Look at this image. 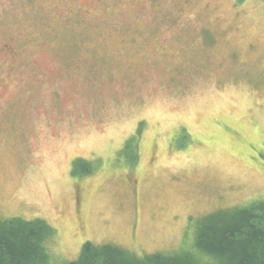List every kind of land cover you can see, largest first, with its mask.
Listing matches in <instances>:
<instances>
[{
	"label": "rangeland",
	"instance_id": "374dc122",
	"mask_svg": "<svg viewBox=\"0 0 264 264\" xmlns=\"http://www.w3.org/2000/svg\"><path fill=\"white\" fill-rule=\"evenodd\" d=\"M264 202V0H0V219L199 251Z\"/></svg>",
	"mask_w": 264,
	"mask_h": 264
},
{
	"label": "trees",
	"instance_id": "16d2710c",
	"mask_svg": "<svg viewBox=\"0 0 264 264\" xmlns=\"http://www.w3.org/2000/svg\"><path fill=\"white\" fill-rule=\"evenodd\" d=\"M55 229L42 219H0V264H50ZM196 254L139 256L113 244L86 242L67 264H264V202L207 219Z\"/></svg>",
	"mask_w": 264,
	"mask_h": 264
}]
</instances>
